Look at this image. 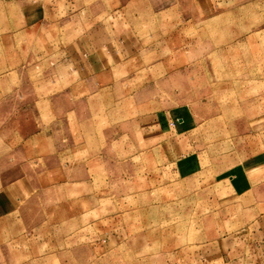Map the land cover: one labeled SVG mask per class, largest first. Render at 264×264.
I'll return each mask as SVG.
<instances>
[{"label":"rangeland","instance_id":"rangeland-1","mask_svg":"<svg viewBox=\"0 0 264 264\" xmlns=\"http://www.w3.org/2000/svg\"><path fill=\"white\" fill-rule=\"evenodd\" d=\"M3 191L0 264H259L264 0H0Z\"/></svg>","mask_w":264,"mask_h":264},{"label":"crops","instance_id":"crops-1","mask_svg":"<svg viewBox=\"0 0 264 264\" xmlns=\"http://www.w3.org/2000/svg\"><path fill=\"white\" fill-rule=\"evenodd\" d=\"M120 42V41H118ZM121 43V42H120ZM89 61H87L86 59H84V68L85 69H89ZM179 109H173L172 111H170L168 114V117L164 120H162V128H160V131L163 134H176V136H178L179 138V134L178 132L180 130H182L184 127L180 122V115H179ZM170 116L171 119H168ZM175 122V124H174ZM164 124V125H163ZM171 131V132H170ZM174 131V133H172ZM165 135L167 136H172V135ZM164 136V135H163ZM189 153H182L181 155L177 156L175 163L173 164L174 168H173V173L176 177H179L183 174L182 170L184 167V156H186ZM183 158V159H181ZM0 198L2 199H6V203L11 204L12 200H11V194L7 191H3V195H0ZM225 241H223V249H225L226 254L228 253H236L237 254L240 252L239 248H243V250L245 249V247H247L246 243H249V246H253L251 249V254L253 255V257L255 259H257V261L259 262V264H264V214L261 215V217L256 218L255 220H252L251 222H249V224L244 227L242 229V231L236 232L231 234V236H227L224 239ZM237 244V247H235V245ZM233 246V247H232ZM222 249V251H223ZM220 252H222L219 249ZM219 252L220 257L221 253ZM253 252V253H252ZM223 260V259H222Z\"/></svg>","mask_w":264,"mask_h":264}]
</instances>
